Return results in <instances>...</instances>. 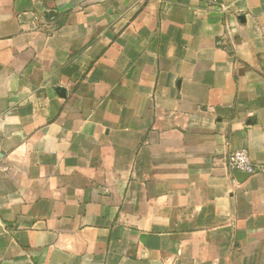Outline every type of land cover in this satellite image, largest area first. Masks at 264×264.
I'll use <instances>...</instances> for the list:
<instances>
[{
  "label": "crops",
  "instance_id": "crops-1",
  "mask_svg": "<svg viewBox=\"0 0 264 264\" xmlns=\"http://www.w3.org/2000/svg\"><path fill=\"white\" fill-rule=\"evenodd\" d=\"M0 264H264V0H0Z\"/></svg>",
  "mask_w": 264,
  "mask_h": 264
},
{
  "label": "built area",
  "instance_id": "built-area-1",
  "mask_svg": "<svg viewBox=\"0 0 264 264\" xmlns=\"http://www.w3.org/2000/svg\"><path fill=\"white\" fill-rule=\"evenodd\" d=\"M226 164L231 169L237 168L250 173H255L258 169V166L251 161L247 148H239L229 153Z\"/></svg>",
  "mask_w": 264,
  "mask_h": 264
},
{
  "label": "water",
  "instance_id": "water-1",
  "mask_svg": "<svg viewBox=\"0 0 264 264\" xmlns=\"http://www.w3.org/2000/svg\"><path fill=\"white\" fill-rule=\"evenodd\" d=\"M48 16H51L52 14H54V12L52 11H46L45 12ZM234 174L236 176L237 181L239 182H243L244 180H246L249 176H251L253 173L250 172H245V171H241L237 168H234Z\"/></svg>",
  "mask_w": 264,
  "mask_h": 264
}]
</instances>
